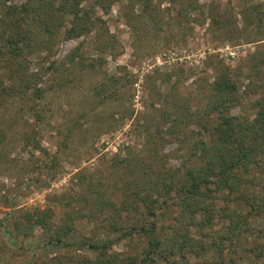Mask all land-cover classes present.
<instances>
[{
  "label": "rangeland",
  "instance_id": "obj_1",
  "mask_svg": "<svg viewBox=\"0 0 264 264\" xmlns=\"http://www.w3.org/2000/svg\"><path fill=\"white\" fill-rule=\"evenodd\" d=\"M30 1L0 0L2 262L76 264L70 258L94 255L46 244L56 229L78 244L114 238L109 253L142 257L144 234L117 240L119 232L110 231L113 224H141L134 202L140 187L159 200L163 246L177 247L173 233L203 239L183 219L177 195L169 193L175 199L167 207L151 182L162 185L159 179L170 174L165 170L182 168L202 131L199 123L215 122L212 83L224 67L238 84L227 113L253 118L254 103L264 96V0H98L95 27L72 37L69 14L50 22V6ZM12 36L23 38L17 42L22 52L8 59L4 49ZM202 134L208 141L210 134ZM47 209L55 227L46 221L28 235L13 233L14 243L7 239L5 225L14 215L27 222L26 213L35 217ZM251 222L264 227V219ZM257 235L244 242H261ZM228 254L234 252H224L226 262ZM206 257L207 264L216 261L212 252Z\"/></svg>",
  "mask_w": 264,
  "mask_h": 264
},
{
  "label": "trees",
  "instance_id": "obj_2",
  "mask_svg": "<svg viewBox=\"0 0 264 264\" xmlns=\"http://www.w3.org/2000/svg\"><path fill=\"white\" fill-rule=\"evenodd\" d=\"M58 1V4L47 0L30 2L32 5L48 4L50 22L60 15L69 14L72 24L67 30L68 37L89 33L95 27L92 18L94 5L99 4L98 0H92L87 6L83 5L85 0ZM22 40L23 38L17 40L16 36L6 39L9 46L5 47L4 53L9 52L8 59L16 54L20 55L22 47L17 42ZM3 59L4 57L0 60ZM224 68L225 71L218 74L212 83V89L218 96L215 107L219 108L218 111H212L217 114L215 122L199 123L202 131L198 132L199 137L192 150L187 152L186 162L182 168L165 170L166 174H170L169 178L159 179L163 186L156 180L151 182L154 185L152 189L155 188L153 192L164 197L167 207L175 199L169 193L172 191L177 195L179 201L175 204L181 205L183 219L197 229L203 239L186 233L176 237L177 234L173 233L172 239L177 247L167 244L163 246L162 238L157 235L159 200H150L148 194L143 195V188L140 187L134 191V202L138 210L136 216L141 224L135 222L129 227L113 224L110 231L119 232L117 240L131 237L135 233L139 236L144 234L147 239L142 257H121L120 253H109L108 249L116 242L114 238L106 237L101 243L82 241L78 244L73 240L65 241L66 232L62 235L63 229H56L57 234L50 236L46 244L70 249L88 248L92 251L93 256L70 258L76 264H173V256L179 257L176 263L190 264L192 254L197 259L196 264H207L209 258L206 256L210 252L215 256L214 264H238L240 261H245L246 264H264V227L254 228L251 222L253 218L264 219V96L255 101L253 118L228 114L226 110L237 100L235 94L238 84L227 67ZM32 93L34 97H39L41 89H35ZM173 127L175 124L172 129ZM204 132L210 134L208 141L202 138ZM140 181L143 182L141 179ZM157 186L162 187L163 191L159 192ZM29 213L24 215L27 222H24L22 216L14 215L5 225V234L11 243L16 241L13 233L17 236L28 235L29 229L38 224L46 227L49 224L46 221H49L51 227L57 223L52 209L38 211L35 217ZM222 219H227L229 223L215 227L218 224L216 221ZM65 225L64 229L69 231L71 226L68 223ZM204 228L207 230H203ZM257 233L263 239L261 242L250 245L244 242L247 236ZM226 250L234 252V256L228 254L227 262L224 257ZM0 264L5 263L0 259ZM208 264H213V260Z\"/></svg>",
  "mask_w": 264,
  "mask_h": 264
}]
</instances>
